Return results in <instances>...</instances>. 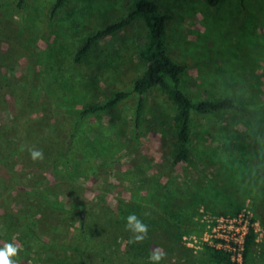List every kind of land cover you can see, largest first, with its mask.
Returning a JSON list of instances; mask_svg holds the SVG:
<instances>
[{"label":"rangeland","instance_id":"374dc122","mask_svg":"<svg viewBox=\"0 0 264 264\" xmlns=\"http://www.w3.org/2000/svg\"><path fill=\"white\" fill-rule=\"evenodd\" d=\"M136 1L68 0L51 19L54 0H28L22 10L17 0H0V248L16 246L10 259L17 264H154L150 257L157 250L164 253L158 264H220L206 249H191L186 237L203 234L208 212L232 215L249 208L257 237L248 264H264V0L217 6L157 0L173 16L168 51L189 66L184 90L197 101L231 97L241 107L195 116L192 162L170 166L176 108L158 88L148 96L139 143L130 144L133 97L111 114L91 118L71 156L58 157L52 172L45 168L54 156H31L30 137L18 127L26 117L44 131L58 120L69 128L67 110L130 88L145 71L141 52L149 27L142 18L76 61L87 36L121 19ZM120 200L141 206L148 227L166 224L167 239L153 233L129 239L126 216L120 222L107 216L121 233H98L99 217L117 212ZM25 209L44 222L41 230L28 227ZM83 222L92 241L102 236L101 244L84 246Z\"/></svg>","mask_w":264,"mask_h":264},{"label":"trees","instance_id":"16d2710c","mask_svg":"<svg viewBox=\"0 0 264 264\" xmlns=\"http://www.w3.org/2000/svg\"><path fill=\"white\" fill-rule=\"evenodd\" d=\"M27 1L17 0L16 7L22 10L26 6ZM207 1L210 5L217 6L223 0ZM67 2L68 0H54L51 7V19L58 16ZM138 18H142L149 27V44L141 52V56L146 63V69L140 76L133 80L130 88L117 90L112 96L103 101L93 102L85 104L81 108L67 110L66 114L69 113L71 116L69 128L63 129L62 122L58 120L56 123L50 122L48 130L44 131L41 129L40 124H36V120L30 116L26 117V121L21 126H18L19 128L22 127V132L30 137L31 142L28 143L30 152L37 150L41 151L43 156H54L52 163L45 168L46 172H52L55 169V165L58 163V157L71 156L79 132L84 127H88L91 118L111 114L133 97L136 100L131 118L133 137L130 144L139 143L148 104V96L155 88L161 89L176 108L173 123L175 137L169 153L171 156L169 162L171 167L180 163L192 162L190 140L193 133L195 116L223 115L241 110V107L231 97L204 98L197 101L192 99L184 90L183 75L189 69V66L177 62L168 51L167 25L173 16L171 13L164 11L157 0H137L134 8L128 14L105 28L88 35L85 43L76 53V61L81 62L84 60L97 43L126 29ZM31 100L32 98L28 97L25 100L26 104ZM18 105H20L19 102L15 105L16 109ZM14 112L16 116L19 111H12V113ZM112 125L115 126L116 124L112 123ZM34 201H36V205H42L44 203L39 199H35ZM128 206L132 208L129 212L127 211ZM22 213L25 219H27L29 228L34 227L36 230L37 228L41 230L40 225L44 223L43 221L31 216V213L27 209L25 211L22 210ZM133 214L144 224L149 222L141 206L128 205L126 200H120L117 212L110 211V213L107 212L106 217H99L101 220L98 222V233L106 235H109V233L111 235L121 233L120 230L115 232L114 226L107 221V218L111 217L116 221L126 216L124 223L128 229V238L133 240L138 233H134L127 226L128 216ZM81 229L85 241L84 246L88 245L94 248V244H101L102 236L100 238L97 236L98 234L95 235L97 237H94L95 239L92 241L93 234L90 232V226L87 223H84ZM36 230L32 229L33 232ZM168 231V227L163 222H153L147 228L146 234L140 235L147 237L148 233H153L154 235L166 237L165 239H167ZM256 237L257 232L252 229L247 238L246 264H248V256L253 248ZM206 253L211 261L220 264H233L228 254L221 250L207 247ZM112 255L116 261H120L121 255L119 251L112 252ZM104 260H107V256L104 257Z\"/></svg>","mask_w":264,"mask_h":264},{"label":"built area","instance_id":"2783aa9c","mask_svg":"<svg viewBox=\"0 0 264 264\" xmlns=\"http://www.w3.org/2000/svg\"><path fill=\"white\" fill-rule=\"evenodd\" d=\"M201 235L186 237L188 246L194 251L211 247L228 254L233 264H246L247 238L252 229L256 231L257 221L249 208L232 215L204 214Z\"/></svg>","mask_w":264,"mask_h":264},{"label":"clouds","instance_id":"9594fccd","mask_svg":"<svg viewBox=\"0 0 264 264\" xmlns=\"http://www.w3.org/2000/svg\"><path fill=\"white\" fill-rule=\"evenodd\" d=\"M31 156L34 160L37 158L42 159L43 153L41 151L33 150L31 152ZM127 226L134 233H138V235L135 236L136 240H142L143 235L140 234H146L148 228V226L144 224L141 220H139L134 214L128 216ZM17 251V247L11 243L6 244L3 248H0V264H17L15 260L10 259L11 257L17 254ZM163 256L164 253L157 250L153 251L150 259L154 262V264H158V262L162 259Z\"/></svg>","mask_w":264,"mask_h":264}]
</instances>
